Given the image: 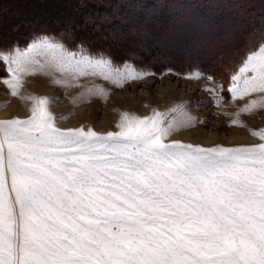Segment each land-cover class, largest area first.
<instances>
[{
    "label": "snow or ice",
    "instance_id": "obj_1",
    "mask_svg": "<svg viewBox=\"0 0 264 264\" xmlns=\"http://www.w3.org/2000/svg\"><path fill=\"white\" fill-rule=\"evenodd\" d=\"M108 20L84 23L100 31ZM108 33L101 38L122 35ZM40 54L75 60L77 71L109 66L48 37L4 59L23 71ZM230 79L233 97L264 93V46ZM45 103L27 122L0 121V264H264V144L166 145L131 126L107 137L63 133Z\"/></svg>",
    "mask_w": 264,
    "mask_h": 264
},
{
    "label": "rangeland",
    "instance_id": "obj_2",
    "mask_svg": "<svg viewBox=\"0 0 264 264\" xmlns=\"http://www.w3.org/2000/svg\"><path fill=\"white\" fill-rule=\"evenodd\" d=\"M86 16L109 20L95 31ZM108 30L122 35L101 38ZM41 37L77 59L102 56L109 66L103 74L83 65L77 71L75 60L58 63L40 54L16 71L4 59ZM260 46L264 0H0V121L27 122L46 100L43 112L63 133L82 129L107 137L147 127L166 145L258 147L264 144V93L233 97L228 89Z\"/></svg>",
    "mask_w": 264,
    "mask_h": 264
},
{
    "label": "bare ground",
    "instance_id": "obj_3",
    "mask_svg": "<svg viewBox=\"0 0 264 264\" xmlns=\"http://www.w3.org/2000/svg\"><path fill=\"white\" fill-rule=\"evenodd\" d=\"M35 83H36V85L41 84L40 80H39V81H36ZM249 93H250V92H249ZM134 99H135V98H134ZM261 104H262V103H261ZM11 107L16 108V109H20L19 105H18L17 103L13 102V101H12V103H11ZM9 109H10V108H9ZM9 109H8V110H9ZM7 112H8V111H7ZM263 114H264V113H263ZM263 114H262V115H263ZM262 115H261V116H262ZM253 118H254V117H253ZM261 119H262V118H261ZM186 126H187V125H186ZM240 126H244V125L242 124V125H240ZM194 134H195V133H194ZM238 135H239V134H238ZM196 136H197V137H201V139H202V138H208V137H209L208 135H203V136H202V133H197ZM204 136H205V137H204ZM242 136L245 137V136H247V135H246L245 133H243ZM189 137H193V135H192V134H190V135L188 134V136H187V134H186V135L184 136V138H186V139L189 138ZM213 137H214V136H213ZM182 139H183V138H182ZM190 139H192V138H190ZM208 139H210V138H208Z\"/></svg>",
    "mask_w": 264,
    "mask_h": 264
}]
</instances>
